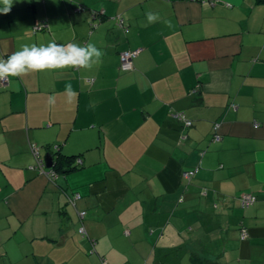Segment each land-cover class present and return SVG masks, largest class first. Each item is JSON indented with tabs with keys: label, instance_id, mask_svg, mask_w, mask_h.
I'll use <instances>...</instances> for the list:
<instances>
[{
	"label": "crops",
	"instance_id": "obj_1",
	"mask_svg": "<svg viewBox=\"0 0 264 264\" xmlns=\"http://www.w3.org/2000/svg\"><path fill=\"white\" fill-rule=\"evenodd\" d=\"M51 41L104 55L0 86V264H264V0H14L0 14V58ZM57 157L75 167L57 173Z\"/></svg>",
	"mask_w": 264,
	"mask_h": 264
},
{
	"label": "clouds",
	"instance_id": "obj_2",
	"mask_svg": "<svg viewBox=\"0 0 264 264\" xmlns=\"http://www.w3.org/2000/svg\"><path fill=\"white\" fill-rule=\"evenodd\" d=\"M14 0H0V14H8ZM146 17L149 23L159 19L158 14L148 12ZM168 27H172L170 21H165ZM104 53L92 42L83 47L76 43L57 44L55 41L47 45L24 44L20 50L13 52L5 60L0 58V82H9L8 77H20L38 72H59L64 69L92 70L102 62ZM67 102L72 103L76 92L72 84H65ZM49 108L55 105V97H48Z\"/></svg>",
	"mask_w": 264,
	"mask_h": 264
},
{
	"label": "built area",
	"instance_id": "obj_3",
	"mask_svg": "<svg viewBox=\"0 0 264 264\" xmlns=\"http://www.w3.org/2000/svg\"><path fill=\"white\" fill-rule=\"evenodd\" d=\"M101 12H103V11H101ZM116 19H117L118 26L123 27L124 26L123 18L121 16H117ZM43 26H45L44 23L41 24V23L37 22V23H35V25L33 27V30L35 31L36 29H40ZM138 52H139V49L138 48H134V49L122 50L119 53L121 70L126 71V70H130V69L133 68V59L138 55ZM5 84H7V82H0V86H3ZM231 106L233 108L235 107L234 104H231ZM173 114H174V116H176L179 120H181L183 122V125L190 126L192 124L191 119L187 118L182 111H177V112H174ZM219 126L220 125L218 123H215L213 125V138L215 140L220 138ZM45 172L47 173L48 176H54V171L52 169H50V168L45 170ZM192 174H193V171H185V172H183V176H185L187 178H189ZM74 196H75V198L76 197L78 198L79 194L76 193ZM74 196L70 197L71 198L70 202L73 205H74V202H75ZM254 200H255V197L252 194H243L241 196V205L242 206H248V205L252 204L254 202ZM84 214H85V211L79 212V217L82 219ZM78 231L81 234H85V231H84V228H83L82 224L79 226ZM246 235H247V233L244 230H242V232H241L242 238H244ZM102 264H106V261H102Z\"/></svg>",
	"mask_w": 264,
	"mask_h": 264
},
{
	"label": "trees",
	"instance_id": "obj_4",
	"mask_svg": "<svg viewBox=\"0 0 264 264\" xmlns=\"http://www.w3.org/2000/svg\"><path fill=\"white\" fill-rule=\"evenodd\" d=\"M126 50V49H125ZM214 139V138H213ZM70 160L69 159H63V157H57L53 164H52V168L58 173V172H64L66 170H70L72 168L75 167V165H71L70 164ZM65 167V168H64ZM246 207V206H243ZM190 259L196 263V264H214L213 262H211L209 259L201 256H197L195 253H192L190 256Z\"/></svg>",
	"mask_w": 264,
	"mask_h": 264
},
{
	"label": "water",
	"instance_id": "obj_5",
	"mask_svg": "<svg viewBox=\"0 0 264 264\" xmlns=\"http://www.w3.org/2000/svg\"><path fill=\"white\" fill-rule=\"evenodd\" d=\"M44 159H45V164H46V166H50L51 165V162H52V157H51V155L50 154H46L45 155V157H44Z\"/></svg>",
	"mask_w": 264,
	"mask_h": 264
},
{
	"label": "rangeland",
	"instance_id": "obj_6",
	"mask_svg": "<svg viewBox=\"0 0 264 264\" xmlns=\"http://www.w3.org/2000/svg\"><path fill=\"white\" fill-rule=\"evenodd\" d=\"M69 204H70V203H69ZM70 205H72V206H73V204H72V203H71ZM72 206H71V207H72ZM74 210H75V209H74ZM77 212H78V211H77ZM79 212H80V211H79ZM79 212H78V214H79Z\"/></svg>",
	"mask_w": 264,
	"mask_h": 264
}]
</instances>
